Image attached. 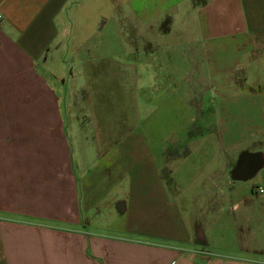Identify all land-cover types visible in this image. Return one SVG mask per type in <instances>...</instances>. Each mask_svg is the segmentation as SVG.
I'll use <instances>...</instances> for the list:
<instances>
[{
	"label": "crops",
	"instance_id": "obj_1",
	"mask_svg": "<svg viewBox=\"0 0 264 264\" xmlns=\"http://www.w3.org/2000/svg\"><path fill=\"white\" fill-rule=\"evenodd\" d=\"M104 9L130 20V42L146 51L184 42L240 66L260 94L224 114L250 125L190 150L183 108L180 136L158 139L147 124L128 135L118 114L126 103L138 116L123 96L135 70L84 59L114 23ZM63 54L77 58L75 85V71L53 67ZM73 99L87 127L68 113ZM0 264H264V0H0Z\"/></svg>",
	"mask_w": 264,
	"mask_h": 264
},
{
	"label": "rangeland",
	"instance_id": "obj_2",
	"mask_svg": "<svg viewBox=\"0 0 264 264\" xmlns=\"http://www.w3.org/2000/svg\"><path fill=\"white\" fill-rule=\"evenodd\" d=\"M102 11L105 17L114 14L115 24L111 18H107L106 24L101 25L99 30L97 28L96 34L91 36V40L94 41L90 42V48L89 46L85 48L86 57L84 59H86V65L96 67L100 59L103 58V64L107 65V59L113 58L122 64L132 66L135 70L136 77L133 90L128 96L122 95L132 99L131 101L136 105L135 111L138 116L134 121L133 115L130 116L133 108H129L126 103L122 105L123 108L118 114L123 120H127L128 127L131 126L128 135H132L134 138L139 137L140 131H146L147 127L144 125L147 124L148 128H153L154 137L156 136L158 139L163 135L173 133L180 136L183 131L181 127L182 120H184L181 118V114L184 113L182 112L183 108L187 109V114L192 116V120L189 121L190 124L184 133L190 150L199 147L225 145L227 128H247L250 125L251 122L247 120L228 118L227 121L224 114L226 107H229V104L231 106V103L236 109L244 103L243 100H256L259 97L260 89L255 86L257 84L250 86L246 84L247 88L244 87L246 74L242 73L240 66H233L227 58H224L225 60L208 59L207 56L189 51L184 42H173L168 53L162 51L164 54L154 50V53L146 51L145 48H142L146 44L143 40L130 42V33L132 32L129 25L130 20L126 24L123 21V24L119 25L116 21L118 20L117 10L104 9ZM120 13L127 15V10L122 9ZM98 32L101 33V36L104 34L107 40L101 36L98 40ZM130 43L137 44V49L130 51ZM218 43L220 49L225 48L228 44L227 41H219ZM126 50V55H123V51ZM234 58L240 61V57ZM61 62L70 69L69 71H75L73 74V85H75L74 81H77L81 75V73H77L78 70L76 69L79 67L77 58L69 55L64 56V54L56 57L53 67L60 72ZM195 64L196 68L193 67ZM250 74V78L256 80L257 69L253 67ZM146 77H150V82L153 81L149 84ZM122 85L119 88L123 87ZM68 91H71V86L68 87ZM121 92L124 93L123 88ZM188 99L198 105L185 106ZM73 100L75 103L71 109H68V113L73 114L74 120L77 121L78 118L79 125L84 122L87 127L88 115L84 113L83 109L81 110L83 108L82 99ZM83 106L86 108L85 104ZM193 115H195L194 120ZM72 116L70 117V124L76 125L75 122H72ZM65 119L68 124L67 118ZM256 129L253 128L252 131L257 132ZM220 135L222 139H220ZM182 147L180 146V148ZM188 161L191 162V159ZM158 166L156 163L155 166L153 165V175L161 177L164 168L162 164H158Z\"/></svg>",
	"mask_w": 264,
	"mask_h": 264
},
{
	"label": "built area",
	"instance_id": "obj_3",
	"mask_svg": "<svg viewBox=\"0 0 264 264\" xmlns=\"http://www.w3.org/2000/svg\"><path fill=\"white\" fill-rule=\"evenodd\" d=\"M258 191H262V188H258Z\"/></svg>",
	"mask_w": 264,
	"mask_h": 264
}]
</instances>
